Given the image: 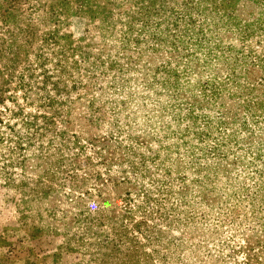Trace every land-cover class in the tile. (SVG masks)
Instances as JSON below:
<instances>
[{"label": "rangeland", "instance_id": "1", "mask_svg": "<svg viewBox=\"0 0 264 264\" xmlns=\"http://www.w3.org/2000/svg\"><path fill=\"white\" fill-rule=\"evenodd\" d=\"M0 264H264V0H0Z\"/></svg>", "mask_w": 264, "mask_h": 264}]
</instances>
